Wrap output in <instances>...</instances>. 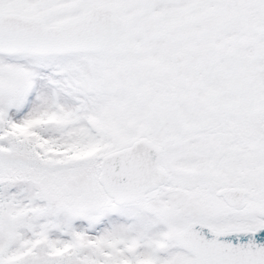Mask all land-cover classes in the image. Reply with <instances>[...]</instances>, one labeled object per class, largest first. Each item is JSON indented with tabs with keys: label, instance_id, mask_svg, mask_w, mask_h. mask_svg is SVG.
Masks as SVG:
<instances>
[{
	"label": "snow or ice",
	"instance_id": "1",
	"mask_svg": "<svg viewBox=\"0 0 264 264\" xmlns=\"http://www.w3.org/2000/svg\"><path fill=\"white\" fill-rule=\"evenodd\" d=\"M0 264H264V0H0Z\"/></svg>",
	"mask_w": 264,
	"mask_h": 264
}]
</instances>
